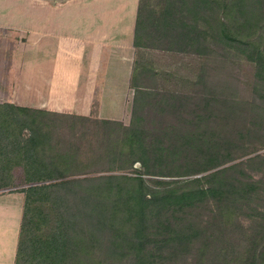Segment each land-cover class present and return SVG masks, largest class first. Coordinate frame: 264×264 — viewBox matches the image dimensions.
Here are the masks:
<instances>
[{
    "label": "rangeland",
    "instance_id": "obj_1",
    "mask_svg": "<svg viewBox=\"0 0 264 264\" xmlns=\"http://www.w3.org/2000/svg\"><path fill=\"white\" fill-rule=\"evenodd\" d=\"M26 3L27 0H18L17 6L4 5L0 10V22L4 25L1 29L18 30L17 35L9 34L8 39L2 35L0 42V50L7 56L0 64V78L4 82L3 87L0 86V195L26 197L30 187L60 181L29 184L25 171L52 165L62 167V157L76 156L73 149H78L76 161L80 162L73 163L78 171L93 175L96 170L117 168V165L100 160L106 147V144L101 145L105 134L102 123L111 121L129 127L136 108L137 116L143 119L146 146L160 149L168 160L154 169L164 177L148 176L147 179L187 182L264 155V122L257 115L255 108L258 107L247 104L257 96L258 79L253 63L239 61L233 54L224 53L221 46L216 48L207 41L200 47L180 45L176 51L147 48L145 46L153 44L167 45L166 40L159 43L154 38L147 39L145 23H142L137 43L145 48L134 56L141 70L130 81L128 69L117 58L92 59L91 52L82 51L73 35L74 22H68V32L61 42L62 64L58 67V60H53L55 56L49 58L41 51V33L36 32L35 38L32 35L28 43ZM144 3L147 8L143 17L147 22L148 18L152 19L148 13L155 10L158 0H144ZM33 50L36 59L40 58V67H36L35 72L27 65V57ZM38 51L41 52L37 54ZM16 56L18 64L14 61ZM42 57L46 62L41 64ZM46 63L48 65L43 66ZM108 67L124 72L107 73ZM95 69L97 74L91 72ZM27 71L32 75H27ZM239 134L253 137L251 142L254 143L247 141L242 147V143L233 144L235 141L227 139L229 135ZM197 151L219 153L225 161H230L207 173L190 175L189 160L194 159ZM30 153L33 160L27 158ZM134 168L139 170L141 165L136 163ZM240 175L254 178V183L262 180V190L253 195L236 218L229 216L222 220L226 233L217 232L220 239L208 251V264L224 263L223 257H217V246L228 247L234 253L227 258L228 262L264 264L261 259L247 258L254 248H264L260 239L264 238V164L231 169L220 179L230 185ZM48 194L49 198L38 196L30 202L27 211L24 209L17 264H80L74 258L64 257L61 249L77 232L81 236V228L60 234L57 221L64 219L63 213L52 206L58 194L55 191ZM215 211L214 200H210L202 217L210 235L216 232ZM196 214L191 211L188 216ZM194 255V252L179 257L165 255L148 260V263L195 264ZM133 259L96 258L94 255L85 263L132 264Z\"/></svg>",
    "mask_w": 264,
    "mask_h": 264
},
{
    "label": "trees",
    "instance_id": "obj_2",
    "mask_svg": "<svg viewBox=\"0 0 264 264\" xmlns=\"http://www.w3.org/2000/svg\"><path fill=\"white\" fill-rule=\"evenodd\" d=\"M146 8L147 4L141 0L140 21ZM148 15L151 20L138 22L137 37L140 38L142 23H145L146 38H154L159 43L166 40L167 46L153 44L145 46L147 48L176 51L180 45L200 47L207 41L216 48L221 46L224 53L233 54L239 61L253 63L258 79L257 96L247 104L258 107L255 108L257 115L264 122V0H158L155 10ZM140 70L136 66L134 77ZM138 91L142 94L141 90ZM136 106L139 108L137 102ZM142 120L137 116L136 108L129 127L111 121L102 123L105 134L101 145L106 144V147L100 160L117 165V168L96 170L93 175L78 171L79 168L73 165L80 162L76 161L78 149H73L76 156L62 157V167L52 165L40 170H26L29 184L60 181L26 190L25 209L27 211L36 197L49 198L51 195L48 193L55 191L58 197L52 206L61 211L64 218L57 221L60 234L81 228V236L77 232L74 239L70 238L68 245L61 249L62 253L80 264H88L85 262L94 255L96 258L119 260L134 258L132 264H155L148 263V260L165 255H192L193 252L195 264H208V251L220 239L217 232L226 233L222 220L229 219V216L236 218L253 195L262 190V180L254 183V178L240 175L229 185L224 184L222 176L237 167L264 164V155L187 182L147 179L148 176L164 177L154 169L168 160L160 149L146 146ZM227 139L235 141L233 144L242 143V147L247 141L254 143L251 142L253 137L243 134L229 135ZM196 153L194 159L189 160L192 167L190 175L207 173L230 161H225L219 153ZM32 157L30 153L27 158L33 160ZM136 163L141 165V169L134 168ZM210 200H214L216 207L213 215L216 232L212 235L206 220L202 219L206 203ZM191 211L197 214L188 216ZM260 239L264 242V238ZM215 249L218 259H225L223 264H240L228 262L227 258L234 254L228 247L217 246ZM250 253L247 258L264 261V248H254Z\"/></svg>",
    "mask_w": 264,
    "mask_h": 264
},
{
    "label": "crops",
    "instance_id": "obj_3",
    "mask_svg": "<svg viewBox=\"0 0 264 264\" xmlns=\"http://www.w3.org/2000/svg\"><path fill=\"white\" fill-rule=\"evenodd\" d=\"M9 4L13 8L14 4L18 5V0L10 2L0 0V10L4 5ZM140 4L141 0H27L25 9L28 22H26L25 36L29 43L32 35L35 38L36 32L41 33V51L43 50L44 56L49 58L55 56L56 59L53 60H58L56 64L60 67L62 64L60 60L63 58L61 57V42L68 32V22H74L73 35L79 41L80 49L91 52L90 58L92 59L104 56L117 58L120 64L125 66L126 70L128 69L126 73L131 81L136 74L135 53L145 48L136 43L138 22H146L144 17H141L140 21ZM3 26L0 22V42L2 35L5 39H8L9 34L17 35L18 30L12 31L8 28L2 30ZM12 26L14 25H7V27ZM36 26H38L37 31ZM47 47L48 51H46ZM35 54L33 50L31 56L27 57V65L34 72L36 67H40V58L36 59ZM6 57L0 50V64H3ZM14 58L15 63L18 64L17 56ZM41 60V64L46 62L45 57ZM50 63L51 61L48 64ZM48 64H43V66ZM95 68L99 70L98 67ZM97 69L91 72L97 74ZM112 72L122 73L124 71L108 67L107 73ZM29 73L27 71V75ZM3 83L1 77L0 86L3 87ZM5 103L10 102L5 101ZM24 209V195H0V264H17Z\"/></svg>",
    "mask_w": 264,
    "mask_h": 264
}]
</instances>
